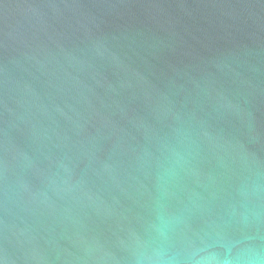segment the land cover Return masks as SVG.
<instances>
[{
	"label": "water",
	"instance_id": "obj_1",
	"mask_svg": "<svg viewBox=\"0 0 264 264\" xmlns=\"http://www.w3.org/2000/svg\"><path fill=\"white\" fill-rule=\"evenodd\" d=\"M0 264H264V0H0Z\"/></svg>",
	"mask_w": 264,
	"mask_h": 264
}]
</instances>
